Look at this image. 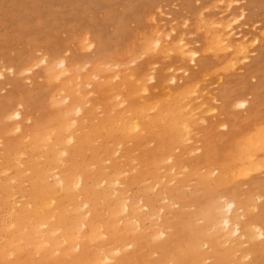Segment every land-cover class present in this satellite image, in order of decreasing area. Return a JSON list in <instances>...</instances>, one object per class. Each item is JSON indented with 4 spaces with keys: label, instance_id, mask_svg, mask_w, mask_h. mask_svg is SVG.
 I'll return each instance as SVG.
<instances>
[{
    "label": "bare ground",
    "instance_id": "bare-ground-1",
    "mask_svg": "<svg viewBox=\"0 0 264 264\" xmlns=\"http://www.w3.org/2000/svg\"><path fill=\"white\" fill-rule=\"evenodd\" d=\"M142 1H144V3H142V5H141L142 7H141L140 12H144L147 9H153V8L157 9V7L160 6L159 3L163 0H142ZM225 2H223V3H225ZM228 3H229V1H228ZM227 5L228 4L226 3V6ZM224 6H225V4H224ZM158 9H160V11H162L161 8H158ZM224 9H222V10L224 11ZM238 9L239 8H236V10H238ZM222 10H221V12H222ZM236 10H234V11L237 12ZM154 11H155L154 12V14H155L157 10H154ZM234 11H232V12H234ZM196 12H197V15H199L198 10H196ZM221 12H219V13H221ZM158 13H160L159 10H158ZM160 14L166 15L165 17H167V15H169V13H165L164 11ZM178 15H177V17H179ZM218 15L221 16V14H218ZM144 16H146V15H144ZM144 16H143V18H144ZM200 16H201V14L199 15V17ZM212 16L210 17L211 19L215 15L213 17ZM220 16H218V17H220ZM244 16H246L245 8L239 9V12L236 14L232 13L229 15V17L227 16L228 17L227 20L224 19L225 16H223L224 21L225 20L226 21L221 22V20H220L221 25L220 26L218 25V28L220 27V29L216 28L217 25H216V22H214L215 20L214 21L211 20V22L209 23L211 25H209V24L207 26L205 25V27L203 28L204 29L203 33H205V35L203 36L204 38L203 37L202 38L204 39L206 46L202 47L203 49L201 48L202 51L208 52L211 49L209 52H211V51H212L211 53L214 52L213 54L215 56L216 55L219 56L221 54H228L229 55V53H227L228 50H229L228 52H230V50L232 51V53H230V57L232 54L233 55L235 54V56H237L242 52L243 53L241 54V56L244 55V51H247L249 45L254 44L260 40V37H259L260 32H258V34H257L256 32L253 31L251 34H249L248 31H250V29H247L244 32L239 24L234 25L235 22L239 21L240 19H243ZM147 17H148V15L146 16L145 20L148 21L151 16L149 18H147ZM201 17H203V16H201ZM216 17H217V15H216ZM196 18H198V16ZM199 19L201 20V18H199ZM202 19L204 20V18H202ZM219 19L220 18H218V20ZM154 20H155V17L151 20L152 21L151 23L149 22V25L152 26V28L149 29L147 32L145 31V34H143V36L140 37L138 35L140 37L138 42L137 41L133 42V43L137 42L136 46L130 47V49L127 50L124 54V57L125 56H132L133 57V58L127 57L128 61H126L127 59L124 61L125 63L128 62L130 65L132 64V63H130L131 59L133 62L136 61L135 60V58L137 57V56H135L136 52L138 54H140V55H138V57L136 59L142 58V55H143V57H145L144 63H146L147 67L149 66V69H147L148 72H146L144 70L145 68H147L146 65H144L145 67L143 66V67L134 69V71L132 70L133 72H131V66H129L130 68L127 67V65H129V64H125L126 67L123 66L124 57L121 59L120 57L116 58V57H112V56H111L112 58H108V59L106 57H103L102 60H104V58L107 59L106 61H104V63L103 62L99 63L98 61H100V59L97 60L98 57L96 59L95 56H94L95 58H93V59L91 58L92 59L91 62H89L90 60L86 61V66H87V64H90L91 70L85 69V66H80V64L82 65V63H80L79 65L77 64L78 65V67H77L76 61H75V67H74L71 65L73 60L70 64H68L67 62H70L71 60L70 61L64 60L65 56H64L63 60L60 57H58L60 59L56 58L57 56H55V58H54V54H52V53L49 55H53L54 60L58 59L57 63H59V67L57 66L56 63L54 64L51 61V59L48 58L49 55H48V57H47V55H44V56H41L42 58H39L41 60V62L44 63L43 67H42V63L40 61H38L39 59L35 57L36 55L34 56L35 58L33 57V59H38V60L37 61L32 60L33 63L36 61L34 63L35 66H33V64H31V67H29V64H28V68H26V70L31 69L33 67H38L37 64L39 62L41 64L40 68H43V70H45L44 73L46 72V74L48 76L47 81H49V79H50V81H49V83H50L51 79H53L54 81L52 80L53 81L52 83H54L56 81L59 84V90H58L59 92L56 90H55L56 91L55 92L53 89V91L51 93L53 94L54 92L55 93L58 92L60 95V90H61L62 91L61 94L63 93V95L58 96V93H57L56 96H58L59 99L56 98L55 96H52V101H53V103L55 102V104H54L55 112L49 117V119L47 120L46 123H44V122L40 123L41 125H36V124L26 125L25 124L26 126H29V125L30 126L28 128H26L25 130H22L20 133H18V135L13 137L11 140H9L7 142L3 141V143L0 145V211L2 213V215L0 217V264H166V263L167 264L168 263H170V264H199L200 263L199 257L201 258L202 256L206 257L204 260H206L208 258L211 259L212 261L210 264H222L225 261L226 257H228L230 254H232L236 250L238 251V250L244 249V250H246V253H247L246 255L248 256V254H251L252 252H254L258 246L263 245V244H261V242L264 243V224H263V222H261L259 220H251L252 218H258V219L262 220V217H263L262 211L263 210H261V212L259 210L260 213L258 212L257 215H254L251 217H249L244 212L243 213L241 212L242 213L241 216L244 217V218H241L240 212L237 213V210L239 209L238 208V202L233 200L234 198L228 197L227 194L223 193L224 195L221 196V199L223 200L224 203L222 202L223 207L221 206L222 207V213L219 216L220 217L219 221L217 220L216 216L212 213L211 206L213 205V203L215 204V195H216L215 190H216L217 186L220 185V187H221V185L223 184V178L221 176H226L225 172H228V171L230 172L229 174L234 173V172H231L232 167H229V165H226L227 163L224 164L221 162L210 161L211 158L213 157V154H214L213 153V149H214L213 146H212L213 149L210 150L205 146L209 143L205 144L204 145L205 146V153H203V155H201V156L199 155L200 158L198 157L199 159H196L195 161L192 159V161H190L191 163L190 162H187V163L181 162L180 163L179 159L176 156L175 151H178L179 147L182 146L185 142L191 141L190 137H189V133H191V131H192L189 129H191L192 125H193V121L191 120V118H193V120H196L195 121L196 125L200 124V123H198L199 118L202 120L203 116L199 117V115H198L199 118L196 117L197 119H195V116L193 117V115H196L193 113L194 110L199 109L200 112L203 111L204 113H210L207 111L215 108V106H214L215 104L213 103L214 104L213 105L211 102L212 100L216 101L215 95L212 96V98H211L212 100L208 97L209 98L208 102L210 104H212L213 106H210V104L207 106L208 103L205 104L203 102L204 101L203 100L202 103L199 102V103L195 104V106H194V104H193V106H190V107L188 106L189 107V109H188L187 103H185L184 100H187L188 97H190L192 94L190 92L192 90V87H193L192 86L190 89V85H191L190 80L191 79L188 80L187 83L184 82V83H186L184 85L188 86V87L184 86L185 90H184V88H181V90H180V88H179L180 86H178L179 90H178L177 86H176L177 90L171 89L174 87L173 84H171V83L174 82L175 79H178V78L181 79L182 78V76H180L181 75L180 70L182 69V71H184L187 69L186 67H183L184 69L182 67L181 68L179 67L180 68V70H179L180 75H179V73H177V71H176V74H178L180 77L175 75V74L173 75L172 73H175L174 71L179 69V68H177L178 67L177 64H175V62H174V64L177 66V67L173 66L174 69L176 68L175 70L172 69L173 68L172 66L171 67L169 66L170 68L169 67H165V68L163 67L162 69L160 68L162 70L161 71L162 73H164L163 72L164 69H165L164 71H166V70L169 71V69L173 70L172 72H169V73H167L168 71L166 72L167 73L166 78L168 77V80L169 79L172 80L170 83V86L172 85L171 88H168V87L165 88L164 87V89L168 88L166 90V93L164 94L163 87L161 86L162 91H163L162 96L160 98H158L159 96H156V98L153 100H147V99L145 100L142 96L139 97L140 96V94H138V91L140 89L139 87L141 86V89H140L141 91L145 90L144 92H147L146 91L148 89L147 85L150 86L154 82L153 80L155 79V74L153 73V70L157 67L156 62H155L156 58H159V57L164 56V55H166V57L168 58V55L170 53H172V54H175L176 57L175 56L174 57L177 58V60L180 62V63L178 62V65L181 64V61H186L187 63L192 62L193 64H196V65L198 62L197 60H198V52L199 51L195 48V46H193V45L191 46L189 44V42H187V40L185 39V37L183 35H179L178 37H176L178 34V33H176V36L174 37V40H173V38H172L173 32L176 31V29L174 27L175 25L173 26V24H171L170 21H169L170 22L169 23L168 20H166L167 22H164V23H166V24L169 23L171 25H169L168 27H165V25L162 23L163 21L161 22V24H157L158 22H156ZM206 20H207V18H206ZM206 20L203 21V24H205L204 22ZM216 21H217V19H216ZM199 22L200 21H198V23H197L198 24L197 27L199 28V26H201V25L203 27V24L200 23L201 25H199ZM182 23H183V21H182ZM207 23H208V21H207ZM182 25H181V27L185 26V25L184 26H182ZM213 25H215L214 26L215 28L213 27ZM202 27H200V28H202ZM263 27H264V25H263ZM263 27H262V29H263ZM118 28H117V30H118ZM181 33H182V31L180 32V34ZM263 33L264 32H262V34ZM84 36H87V35H85V33H84ZM84 36L82 33V37H84ZM261 38H262V36H261ZM79 41H80V45H82L80 37L78 39V42ZM82 41H83V44L85 46L90 45V44L92 45V43H93V40L92 41L90 40L89 42L84 41V40H82ZM86 43H88V44H86ZM203 43L204 42H202V44ZM205 44H203V45H205ZM84 45H82L81 47L83 48ZM96 45L99 46V47H97V51H99V52L102 51V49H104L103 47L105 46L103 43H101V41H99L98 44L96 43ZM198 48H200V46ZM208 48H209V50H207ZM83 49H87V47L86 48L84 47ZM201 49H200V51H201ZM92 51L93 50H91L90 55L92 54ZM103 51L106 52V50H103ZM65 52H66V50H65ZM99 52L97 54H99ZM245 53L246 54L244 56H242L243 58L247 57V52H245ZM248 53H249V51H248ZM63 54L65 55V53H63ZM195 54L197 55V57L195 56ZM61 56H62V54H61ZM105 56H107V55H105ZM241 56L239 55L238 58L242 59ZM166 57H163V58L166 59ZM169 57H171V56H169ZM224 57H225V55L223 56V58ZM230 57H228V59H230ZM225 58H224V60H225ZM161 59H162V57H161ZM170 59H172V58H170ZM78 60H79V58H78ZM85 60H87V58ZM234 60H238V59H234ZM234 60L231 61L230 64H232V62H234ZM244 60H246V59H244ZM260 60H261L260 58H257V59H255L254 63L249 65L251 67V69L248 70V72H247V77L249 79L256 77L255 70L257 69V66L259 65ZM168 61H170V60L168 59ZM174 61H176V60H174ZM228 61L230 62V60H228ZM242 61L238 60L239 63H241ZM87 62H89V63H87ZM151 62H154L153 64H155V66L153 64H151ZM218 62H216V64ZM138 63H136V64H138ZM149 63L151 65H153L155 68L154 67H153V69L150 68L151 66ZM84 64L85 63H83V65ZM169 64L171 65L172 62L170 61ZM169 64H167V65H169ZM209 64H211V63H209ZM227 64H225V65H227ZM55 65H56L57 69L54 67ZM115 65L117 67H122V68L124 67V69L125 68L130 69V70L126 69L125 71H130L132 74L129 72V74L127 73L128 74L127 75L126 72H124V71H122V72L119 71L120 74H119V72L117 74V70H116V72H114L115 71L114 69L116 68ZM133 65H135V63ZM139 65H140V63H139ZM139 65H137V66H139ZM158 65H159V63H158ZM100 66L103 68L105 67L106 69H100L101 68ZM112 66H113V68H111ZM81 67H82L83 71H82ZM78 68H79V70H78ZM88 68H89V66H88ZM6 69H8V68H6ZM14 69H15V67H14ZM21 69L22 68L18 69V71L20 70L19 72L17 70L15 72L20 74ZM23 69L25 70L24 67H23ZM206 69H208V68L206 67ZM24 70H22L21 74L24 72ZM26 70H25V72H26ZM40 70L42 71V69H40ZM10 71L12 73L13 69H9V72ZM27 72H29V70ZM201 72H203V74L206 73L204 71V68H203V71H201ZM44 73L42 74V76L44 75ZM183 73L184 72H182V74ZM3 74H4V72L0 68V77L3 76ZM13 74H15V73H13ZM19 74L17 76H19ZM63 74L64 75L67 74V77L62 79ZM168 74L169 75L171 74L170 75L171 77H169ZM25 75H26V73H25ZM45 75L43 77L41 75H36L37 76L36 79H39V78L41 79V77L45 78ZM39 76H41V77H39ZM47 76L45 79H47ZM97 76H102L101 79H99V80H102V82L105 81L103 85H101L102 82H98L99 80H98ZM131 76H133V78L130 80ZM164 76H161V77H164ZM174 76L177 78H175ZM195 76H197V75H195ZM27 77H28V75H26L25 78L24 77L23 78L26 79ZM113 78L114 79L116 78V81L117 80L118 81L116 82ZM96 79H97V81H94ZM157 79H159V78H157ZM168 80L166 82L164 81V83L170 82ZM178 80H175V81H178ZM44 81H46V80H44ZM149 81H153V82L150 84ZM194 81H195L194 82L195 84L196 83L199 84L198 83L199 80L198 81L194 80ZM18 82H20V81L18 80ZM56 82H55V85L58 86V84H56ZM155 83H157L158 85H162L163 81L160 79V80H156ZM196 85H195V87H197ZM28 86H29V84H28ZM125 87L127 89H130L129 90L130 93L129 92L127 93L124 90ZM228 87H229L228 82H226L222 86V90H221L222 91L221 92L222 97L227 96V95H225V94H227V92H224L225 91L224 89H226ZM154 88L152 89V91L157 89V88H155V89ZM203 88H205V90H207L206 89L207 87H203ZM188 89H190L189 90L190 94H188V97H185L184 94H186L188 92L187 91ZM27 90H28V88H27ZM41 90H43V89H41ZM122 90H124L127 95L125 96V93H123L124 95L121 96V98H120V96H116V95H120ZM131 90H132V92L134 91L133 94H132ZM194 90H192V92H193V94L194 93L196 94L197 91L194 92ZM205 90H203V91H205ZM211 90H209V91H211ZM32 91H34V90L30 91L31 94H33V93L35 94L36 91H34V92H32ZM113 91H114V93H113ZM152 91L150 93L151 95L153 93ZM203 91H201V95H202ZM208 92H205V94L207 93V95L210 96L211 93L210 92L208 93ZM112 93L119 100H116V98L114 97V95ZM148 93H149V90H148ZM155 93L153 95H155ZM251 93H253V92L249 91V92L239 94L238 96L233 97L231 99L229 98L228 99V100H230L229 104H231V106H234L236 108V105H234L232 103V102H235L238 107H243V108L247 109V108H249L248 107L249 98L247 96H249L248 94H251ZM136 94L139 95L138 98H141V99H133L132 96H134ZM141 94L143 95L144 93L141 92ZM51 95H50V97H51ZM201 95H199L200 97L197 96L198 100H199V98H201ZM32 96H34V95L29 94L28 97L26 95L27 98H25V99H20V96H19L20 101H18L19 100L18 99L17 103H12V100H11L12 98L10 96L6 97V99H5L6 101L4 102V105L2 106V108L0 110V114H1V118H3V119L9 118V119L13 120V122H12L13 125L11 126V128H13L12 130H20V127H21L20 123L22 120H24L23 119V117H24V112H23L24 110L23 109H25V108L27 109V107L29 109V105L33 101ZM54 97H55V99H54ZM98 97L99 98L104 97L103 98L104 102H100V101L97 102ZM195 98H194V101L197 100V98L196 99ZM208 98H204V99L207 100ZM53 99L54 100L57 99V100L54 101ZM225 99H227V98H225ZM49 100L50 99H48V104H50L52 102L51 100H50L51 102ZM121 101L129 102V106L127 105L128 106L127 108H126V106L124 107L122 105L124 102L121 103V105H120ZM189 102H191V101H189ZM189 102H188V104H189ZM203 104L206 105L207 107L206 108L203 107L204 106ZM221 104H222V102L219 103V106ZM229 104L227 106H229ZM224 105H226V104H224ZM51 106H52V103H51ZM48 107H50V105ZM97 109H99V113H97ZM230 109H232V108H229V110ZM229 110H228V113H230ZM214 111H216V110H214ZM222 111H224V110H222ZM222 111H220V112H222ZM220 112H219V114H220ZM35 113H32V114H35ZM192 113H193V115H192ZM97 114L98 115L100 114V116L97 117L96 116ZM198 114H199V112H198ZM223 114H224V112H223ZM27 115H30V114H26V116ZM191 115H192V117H191ZM26 116H25V119L29 120V119H27ZM213 117H214V119L213 118H211V119H213L215 121V122L213 121L215 124L217 122L216 121L217 115L216 116L213 115ZM262 117H260V118H262ZM32 118H34V117H32ZM42 118H43V115H42ZM219 119L220 120L222 119L221 121H223L226 118L225 119L219 118ZM220 120H219V124L217 123L218 126L221 123L223 124V122H225V123L227 122V120H226V121H223L220 123ZM232 120H234V119L232 118ZM251 120H253V119H251ZM93 121L97 122L94 127L92 126ZM250 121H249L248 125L250 124ZM228 122H229V126H231L230 125L231 121H228ZM207 123L208 122H206V124ZM252 123H254V121ZM31 124H32V122H31ZM8 125L6 124V126H8ZM211 125H212V123H211ZM225 126H224V128H225ZM259 126L261 128V125H259ZM259 126L256 127V129L253 131V133L249 134L250 137H248L250 139V140H248L249 142L251 140H253L252 141L253 144L251 142V145H253V146L249 145V147H248L249 142L247 140H245V139H247L246 138L247 136L245 137V139L242 138V140H245V142H247L246 143L247 149L248 150L250 149V150L249 151L245 150V152H247V153L245 155L243 154V153H245V152H243V150L246 148L245 147L246 144L243 143L244 142L243 141L242 143L244 144L243 145L244 149L243 150H242V148L240 149V151H242V153L241 154L235 153V154H237V156L234 158V160H232L231 164H233L235 161L237 163L238 162L243 163L244 159L248 160L247 157H245V156H247L248 152H250L251 149H252L253 153L251 151L248 158L251 157L255 153L254 152L256 150L255 147L257 145L255 147H254V145L257 142L256 139L258 138V140L260 141L259 137L261 138L264 136V135L260 134L259 130H261L262 128L258 129ZM3 127H5V126H3ZM202 127L203 126L201 125V129H202ZM208 127H209V125L208 126L205 125L204 128L206 129ZM217 127L216 128L212 127V129H218L219 127L218 128ZM227 128H228V126H227ZM21 129H22V127H21ZM220 129H223V128L220 127ZM0 131H2V130H0ZM233 131L234 130H232V132ZM6 132L7 131H5V133ZM8 132H7V134H8ZM11 132H15V131H11ZM156 132L161 134V136H162L160 138L156 137V139L159 140L158 146L155 149H153V151H152V148L150 150V149H148V147L141 145V146H143V147H141V150H142V159H141L142 161H140L141 166L139 168H136V165H135V168L134 167H133L134 169L132 168L133 172L135 169H136L135 171H137L134 173V174H136V175H134V180H136L138 183L140 182L139 184L137 183V189L143 193L144 197H145L146 193L149 192L148 190L150 188H152V186L155 187L156 184L157 185L163 184L165 186V188H167L171 180L172 181L176 180V177H178L176 175L177 173L178 174L183 173L182 175H185L187 173L186 172V170H187L193 174H196V172H198V170H199L198 165H200V164H198V163L200 162V160H204V161L208 160V161H210V163H213L211 165L209 164V165H204V166H211V168L215 169L216 175L214 174L213 177H209V178L204 177V175H200L199 180H198L200 184L206 185L205 190L208 193L213 195V196H211V199L209 201L208 208L204 207L203 203H200V205L196 209L191 211L190 214L185 213V212H181V213L176 214V217H177L176 219L178 222H183L184 224H193V230L190 229V232H192V234L194 236V239H192V240L182 241V239L180 238V233H178V231L180 230V228L182 229L183 226L180 227L179 230H177L178 228L176 229V227H175L176 232L174 231V233L170 232V233L166 234L165 232H167V231L160 229L161 225H159L160 228H153L151 231H149V232L147 231L145 234L142 232L143 234L136 235V233H140L143 230L142 227H144L145 224L142 227L138 228V230H140V231H138V230H137L138 232L136 231L137 226L140 224V220H141L140 208L138 206L134 207L131 204L132 203L131 201H130L131 203L128 202L129 201L128 199H130L129 195H126V197H123V198L121 195L120 196L118 195V191H119L118 186L123 185L125 183L124 182L122 184V182H121V184H119L120 183V178H119L120 174L125 173V170L121 173L118 172L119 164L121 163L120 161L113 160L114 162H110V163H113V168H114V170H111V171H113L111 174H109V175H108V173L104 174L102 172V170L100 171L104 175L102 177L100 176L99 182L103 181L102 183L105 182V184H107L108 186L111 185L113 187V190L111 191V194L112 193L113 194L112 195L110 194V195L113 196V197H111V200H112V198L114 200H112L111 202H108V203L104 202L106 204V207H105L106 209L104 208L106 211H103V212H106V214H107V217L105 219H103L105 216H103L102 219L100 218V213L97 210L98 205L101 206L102 204L100 205V203H98V201H97V203H98L97 204L96 200H99V201L101 200V202L106 201V199H107L106 194H108V193H106V194L102 193V191H103L102 185H101L102 189H100L102 191L101 192L99 191V188H98L99 182L97 185H93L94 183H96L94 181L95 179L89 180L90 172H91V175L93 172L91 170H93L94 168H99V166L97 167V165L99 164L98 159H100L102 155L112 153L113 151L115 152V150H116L115 145H117L116 146L117 148H119L120 146H123L126 139H127V141H129L128 139H130L132 141H136L137 143H139L140 141L143 140L144 135L148 134V135L152 136ZM234 132L236 133V130ZM261 132H264V130ZM206 133H207V130H206ZM211 133L214 134L213 132H210V135H212ZM256 133H257V135L260 134L261 136H257ZM102 134L105 135L104 137H102V139L104 138L103 143L100 144V142H98V144L95 145L94 140L100 139L98 137H100ZM224 134H227V132ZM14 135H12V136H14ZM0 136H2V135H0ZM207 136H206V139H207ZM230 136L228 135V137H230ZM232 136L230 138H232ZM204 137H205V135H204ZM208 137H210V136H208ZM187 139H189L190 141H187ZM203 139H205V138H203ZM0 140H1V138H0ZM109 143L110 144L113 143L112 144L113 146H109L110 145ZM262 144L263 143H261V146H259V145L257 146V147H260L259 149L257 148V150H261V147L263 148L264 144L263 145ZM237 145H239V144H237ZM176 146L178 147L177 148L178 150L174 151L173 149ZM204 146L202 147L203 150H204ZM126 148H129V147H126ZM123 149H121V150H123ZM86 150L88 151V153L86 152ZM200 150H201V148H200ZM262 150H264V149H262ZM116 151L118 153L119 150L117 149ZM215 152H217V151H215ZM219 153H221V152H219ZM235 154H231V155H233V157H234ZM182 155H184V153ZM189 156H191V155H189ZM204 156H205V159H203ZM124 158H126V157H124ZM167 158L169 160H171L170 163L165 162V159L167 160ZM215 158L219 159V156L215 157ZM108 159H104V161L107 160V162H109ZM133 159L132 160L135 162V158H133ZM250 161H251V159H250ZM118 162H120V163H118ZM195 162H197V164L192 165L191 168L188 166V164L191 165L192 163H195ZM247 162H249V160ZM254 162H255V160L253 161V163ZM138 163L139 162L137 161L136 164H138ZM249 163H248V165H249ZM253 163H251V164L253 165ZM101 166L103 167V165H101ZM241 166H242V164H241ZM243 166H246V165L244 164ZM246 168L248 170H250V168H248L247 166H246ZM213 169H212V171H214ZM95 170L97 171L99 169H95ZM126 170H128V169H126ZM209 170H211V169H209ZM239 170L240 171L238 173H240L242 171L243 174H244V172L247 171L245 168H242ZM8 171H13V174H11L12 172L9 173ZM130 171L132 172L131 169H130ZM169 171L171 173H169V176H168ZM212 171H209V173L210 172L212 173ZM104 172H106V171H104ZM133 172H132V174H133ZM215 172H213V173H215ZM211 173H210V176L212 175ZM125 174H127V172ZM234 175H233V177H234ZM236 175H238V174H236ZM124 176L126 178V175H124ZM29 178L31 181L32 194H30L28 196V195H25V193H24L25 190L24 191L22 190L21 179L26 180ZM130 178H128V179H130ZM147 178L148 179L150 178V180L152 181V186L147 185V183H148V182L146 183ZM235 178H236V176H235ZM254 179H256V181H258L260 178H258V179L254 178ZM25 180L23 181V183L27 182ZM251 180L253 181V179H251ZM263 180H262V182H263ZM96 181H97V179H96ZM226 181H224V182H226ZM178 182L180 183V181H178ZM134 183H135V181H134ZM179 183L177 184V182H176L177 185L172 186V187H174L175 193H176L175 187H178ZM128 184H130V183H128ZM250 185H252V183H250ZM25 186H28V184ZM108 186H106V188ZM111 186L108 188H112ZM148 186H150V188ZM228 186H230V183ZM234 186L236 188V184ZM262 186H263L262 188H264V184ZM154 187L152 190H154ZM224 188H226V187H224ZM247 188L249 189L250 187H247ZM254 188L256 189V186ZM254 188L252 187L253 190H254ZM120 190H121V187H120ZM164 190L165 189H162L161 194L162 193L164 194ZM256 190H257L256 192H258V189H256ZM246 191H244V192H246ZM259 191H260V189H259ZM227 192H229V191H227ZM232 192H234V190H232ZM248 192H250V189ZM126 193H127V191H126ZM126 193H124V194H126ZM124 194H123V196H124ZM151 194H148V195H151ZM242 194L240 196H242ZM255 194L256 193H254V195H251V196L255 197ZM258 194H261V193L258 192L256 194V196ZM164 195H162V197ZM204 195H206V193ZM24 196H27L28 198L27 197L25 198ZM262 196L263 195L261 194V196H259V197L264 198ZM21 197H24L25 200L22 201ZM131 197H133V196H131ZM189 197H191V196H189ZM258 198H256V200ZM136 199L137 198H135V200ZM166 199L167 198L164 197V200H166ZM77 200H79L80 202H77ZM139 200L140 199L138 198L137 202ZM195 200H196V198H195ZM140 201H139V203H140ZM143 202H144V200H143ZM179 202L180 201H178V203ZM240 202H241V200H240ZM165 203H166V201H165ZM170 203H171V200H170ZM172 203H174V200ZM260 203L263 204V202H260ZM136 204H138V203H136ZM80 205H83L84 207H82V206L81 207L84 209L79 208ZM145 205L148 206L147 203ZM152 205H153V203H152ZM175 205L177 206V204H175ZM103 206H104V204H103ZM146 206H144V207H146ZM153 206H157V205L154 204ZM249 206H251V205H249ZM180 209L181 208H179V210ZM252 209H253V206H252ZM100 210H102V209L100 208L99 211ZM142 210L143 209H141V211ZM179 210L178 211L176 210V211L179 212ZM239 211H241V210H239ZM149 212H150L149 218H150V216L152 218L153 215L157 218L153 207H151V206L149 207ZM157 213L159 214V211ZM253 213L255 214V212H253ZM186 214L188 216H186ZM160 215L162 216V214H160ZM173 216L174 215H172V211H168V214L166 216V218L168 220H166L165 222L166 223L170 222L171 221L170 219H173ZM158 218H159V216H158ZM196 218L202 219L201 221L203 224H197L196 223L194 225L193 222H194V219H196ZM200 219H198V220H200ZM203 221L204 222L206 221V224L208 225V227L205 226L206 231L204 228L205 224ZM165 222H164V224H165ZM218 222L222 223V225H221L222 228H219ZM154 225H156V224H154ZM180 226H181V224H180ZM147 228H145V229H147ZM168 228H170L169 225H168ZM210 229H211V231L208 232V230H210ZM135 231H136V233H135ZM187 232L188 231H186V233ZM183 233H184V231H183ZM217 233H219L218 240L216 239ZM231 233L236 234V235L234 237H231L230 236ZM201 238H204L203 243H205L208 246V248H209L208 250H205V251L198 250V243H199L198 240ZM89 243H90V245L93 244L94 247L89 248L87 245ZM93 245H91V246H93ZM146 245L149 246V248H151L150 251H153L152 253H154V252L157 253V256L155 258L142 257V254H141L142 250H143L142 248H143V246H146ZM23 246H26V247L30 246L34 250L33 252H35L34 256H36L35 254L38 253L37 257L34 259L33 257L26 256L25 253H22L21 251H22ZM127 246H131L132 250H125ZM23 251H24V249H23ZM11 253H15L14 258L13 259H7V255L11 256L12 255ZM258 253H260V252L258 251ZM255 255H256V253L252 256H255ZM245 258H247V257H245ZM251 259H253V258H251ZM250 262H251V260H250Z\"/></svg>",
    "mask_w": 264,
    "mask_h": 264
},
{
    "label": "rangeland",
    "instance_id": "rangeland-1",
    "mask_svg": "<svg viewBox=\"0 0 264 264\" xmlns=\"http://www.w3.org/2000/svg\"><path fill=\"white\" fill-rule=\"evenodd\" d=\"M225 1L224 0H163V1H161L159 3L160 6L157 7V9L156 8L155 9L154 8L153 9H147L144 12H140L141 11V7H142L141 5H142V3H144V1H142V0H0V68L4 72L3 76L0 77V110H1L2 106L4 105V102L6 101L5 100L6 97L10 96L12 98L11 99L12 103H17V100L19 99V96H20V99L27 98L29 96V94L35 96V97L32 96L33 97V101L29 105V109L30 110L28 109V107H27V109L26 108L23 109L24 110L23 111L24 112V117H23L24 120H22L21 123H20V126L22 127V129L20 127V130H12L13 128H11V126L13 125V123H12L13 120L9 119V118L8 119H6V118L3 119V118H1V114H0V123H1L0 124V130H2V131H0V135H2V136H0V138H1L0 145L3 143V141L7 142V141L11 140L13 137L18 135V133H20L22 130H25L30 125H33V124L41 125L40 123H43V122L46 123L47 120L49 119V117L55 112V107H54L55 102L53 103L52 96H55L56 98H58V96L63 95V93L61 94V92H62L61 90H60V95L58 93L59 92L58 91L59 90L58 82L55 81L56 84H58V86H56L55 82L52 83L54 81L53 79H51L50 83H49L50 79H49V81H47L48 80V76H47L46 72L44 73L45 70H43V68H40L41 64L39 62L37 64L39 68L38 67H33V66H35L34 63L39 58H42L41 56L47 55V57H48V55L52 53V54H54V58H55V56H57L56 58L60 57V58H62V60H63V58L65 56L64 60H68V61L71 60L70 62H67L68 64H70L72 62V60H73V62L71 63L72 66L75 67V61H76L77 62L76 63L77 67H78V65L80 63H82V65L80 64V66H85V69L91 70L90 64H87V66H86V61L90 60L89 62H91V60L93 58H95V57H96V59L98 57L97 60L100 59V61H98L99 63H102V62L104 63V61H106L108 58H112V57H116V58L120 57L122 59L124 57L125 52L127 50H129L130 47L136 46L139 38L141 36H143V34H145V31L147 32L149 29L152 28V26L149 25V22L151 23L152 22L151 20L155 17L154 21L158 22L157 24H161V22L163 21L162 23L165 25V27H168L171 24H173V26L175 25L174 27H175L176 31L173 32V36H172L173 40H174V37L176 36V33H178L176 37H178L179 35H183L185 37V39L187 40V42H189V44L191 46L192 45L195 46V48L200 52V53L198 52V60H197L198 62H197V65H196V64H193L192 62H188L187 63L186 61H181V64L178 65L179 61L177 60V58H175L176 57L175 54H172V53H170V54L168 53L169 54L168 58L166 57V55L161 56L162 59H161V57H159L160 59L156 58L155 62H156L157 67L155 68L154 67L155 64H153L154 62H151V64H153L154 66L149 63L150 66H151L150 68H152V69H153V67L155 68L153 70V73L155 74V79L156 80H160L161 79L163 81V84L162 85H158L157 83H155V81H156L155 79L153 80L154 82L153 81H149L150 84L152 82L153 83L151 85L149 84L150 86L147 85V88H148L146 90L147 92H144L145 90L141 91L140 90L141 86H140L139 87L140 89L138 91V94H140V96L136 94V95L132 96V98L133 99H141V98H138V96L139 97L142 96L145 100L146 99L147 100H153V99L156 98V96H159L158 98H160L162 96V94H163V91H164V94H165L166 90L168 88H171V86H172V85L170 86V83H171L172 80H170V79L168 80V77L166 78L167 73L172 72L173 70H175L176 68L174 69V67H177V66H178L177 68L186 67L188 70L186 69V70L182 71V69L180 70V68H179V69L174 71L175 73H172L173 75L175 74V75L179 76L180 75L179 70H180L181 71V75L180 76H182V78L181 79L178 78L179 80L175 79V80H178V81L174 80V82L171 83L175 87V88L173 87L171 89L177 90L178 86H180L179 87L180 90H181V88H184V90H185V87L187 85H184V84H186L187 81L191 79L190 80V83H191L190 89L193 86L192 90H194L196 88L194 90V92H196V91L197 92H196V94L195 93L193 94V92L191 90L190 92L192 94H191L190 97H188V94H190V92H189L190 89H188L187 91L189 93L187 92L186 94H184L185 97H188L187 100H184L185 103H187V107L188 106L189 107L193 106V104L195 106V104H197L199 102L202 103L203 100H204L203 102L205 104L208 103L207 104V106H208L210 104L208 102L209 98L211 99L212 96L215 95L216 101H213L211 99L212 100L211 101L212 104L213 103L215 104V105L213 104L215 106V108L207 111V112H210V113H204L203 111H201L203 114L199 111V109L194 110L193 113L196 114V115H193V113H192V115H193V117L195 116V119H197L196 117H198V115H199V117L203 116L202 120L198 117L199 118L198 119V121H199L198 123H200V124L196 125V123H195L196 120H193V118H191L192 117V115H191L190 118L193 121L192 128L190 127L191 129H189V130H192L191 133H189V137H190L191 141L189 139H187V141H190V142H185L182 146L179 147V150L177 149L178 148L177 146L174 147L173 150L174 151L178 150V151H175V152H176V156L179 159L180 163L181 162L187 163V162L192 161V159L194 161L196 159H199L200 156L203 155V153H205V146L208 149H210V150L214 148L213 149V153L214 154H213V157L211 158L210 161L221 162V163H224V164L227 163L226 165H229V167H232L231 172H234V173L229 174L230 172L228 171V172H225L226 176H221L223 178V184L221 185V187H220V185L217 186V188L215 190V194H216L215 195V204L213 203V205L211 206L212 213L216 216L217 220L219 221V219H220L219 216L222 213V207H223L222 204L224 203L223 200L221 199V196L224 195V194H227L228 197H232V198H234L233 200L238 202V208L239 209L237 208L238 209L237 213L240 212V217L241 218H244V217L241 216V214L243 212L245 214H247L249 217H251V216L257 215L259 210H260V212H261V210H263L262 211V216H263L262 220L258 219V218H252L251 220H259V221L263 222V224H264V221H263L264 220V205H263L264 204V198L259 197V196H261V194L263 195L262 197H264V188H262L263 187L262 185L264 184V180H263L264 179V150H262V149H264V145H263L264 144V136L261 137L262 139L259 137L260 141L262 140L261 142L258 140V138L257 139L255 138L258 143L260 142L259 144L257 142L256 143L254 142L255 143L254 147L256 145L257 146L258 145L261 146V143H263L262 144L263 148L261 147V150H257V148L259 149L260 147L256 146L255 147L256 150L254 151L255 153L253 155L251 154L252 155L251 157L248 158V156L251 153L252 149H251L250 152H248L247 156H245V157H247V159L249 160L250 163L247 162L248 160L244 159L243 163H239V162L237 163L235 161L233 164H231L232 160H234V158L237 156V154H235V153H240V154L242 153V151H240V149L241 148H242V150L244 149V146H243L244 144L243 143L246 144L247 142H245V140H247V141L250 140L248 138V137H250L249 134L253 133V131L256 129V127L261 125L262 129L260 128V126H259L258 129H261V130H259V132H260L261 135H264V132H261V131L264 130L263 129L264 128V35H263L264 33L262 34V32H264V27H263V25H264V0H225ZM228 1H229L230 4L228 3ZM223 2H225V3H223ZM226 3L229 5V6L227 5L228 7L226 6ZM224 4H225V6H224ZM158 8H161L162 11H160V9H158ZM236 8H239V9L245 8L246 16H244L243 19H240L239 21L235 22L234 25L239 24L244 32L247 29H250V31H248L249 34H251L253 31L256 32L257 34H258V32H260L259 33L260 40L258 42H256V43H254V44L249 45L247 51H244V55L246 54L245 52H247V57L246 58L242 57L244 55L241 56V54L243 52L239 54L242 59H239L238 58L239 55L235 56V54L234 55L232 54L231 57H230V53H232L231 50H230V52H228L229 50L227 51V53H229V55L228 54H221V55H219L220 57L217 56V55L215 56L213 54L214 52L211 53L212 51L209 52L211 50V49L209 50V48L207 49V50H209L208 52L207 51L203 52L202 51V49H203L202 47L206 46L205 41L203 39L204 38L203 36L205 35V33H203V30H204L203 28L205 27V25L207 26L211 22V20H213V21L215 20L214 22H216V25H217L216 28L220 29V27L218 28V25L220 26L221 22H223L224 19L227 20V18L229 17L230 14H232V13L236 14V13L239 12V9L236 10ZM222 9H224V11ZM154 10H157L155 14H154V12H155ZM158 10H159L160 13H162L164 11L165 13H169V15H167V17H165L166 15H162V14L158 13ZM196 10H198V14L199 15L201 14V16H203V17H201V16L199 17V15H197ZM221 10H222L223 13L221 12ZM234 10H236L237 12H235ZM232 11H234V12H232ZM219 12H221V13H219ZM218 14H221V16L218 15ZM144 15H146V16L148 15L147 18H149L150 16L151 17L147 21V20H145L146 16H144ZM177 15L179 17H177ZM196 15L198 16V18H196L197 17ZM212 15L213 16L215 15L214 17L217 19V21ZM216 15H217V17L220 16V17H218V18H220L219 20L216 17ZM143 16H144V18H143ZM211 16L213 17L212 19L210 18ZM223 16H225L226 18L224 17V19H223ZM199 18H201V20ZM202 18H204V20H206V18H207V20L204 22L205 24H203L204 20ZM166 20H168V22L170 21L171 24H169L170 22L167 23L168 25L166 23H164V22H167ZM220 20H221V22H220ZM182 21H183V23H182ZM198 21H200L199 25L203 24V27H202V25L199 26V28L202 27L200 29L197 27L198 26V24H197ZM207 21H208V23H207ZM181 25L182 26L185 25V26L181 27ZM209 25H211V24H209ZM214 26L215 25H213V27ZM262 27H263V29H262ZM117 28H118L119 31L117 30ZM181 31H182V33L180 34ZM82 33H83V36H84V33L87 36L82 37ZM261 36H262L263 39L261 38ZM79 37H80L82 45H84L82 40L88 41V42L90 40L91 41L93 40L92 45L91 44L90 45H86V46L84 45V47L85 48L87 47V49H83L84 47L83 48L81 47L82 45H80V41L78 42ZM99 41H101V43H103L105 45L103 47L104 49H102V51H100V52L97 51V47H99V46L96 45V43L98 44ZM135 41H137V42L133 43ZM202 42H204L203 44H205V45H203ZM86 44H88V43H86ZM199 46H200V48H198ZM200 49H201V51H200ZM65 50H66V52H65ZM91 50H93L92 54H91L92 56L90 55ZM103 50H106V52L103 51ZM248 51H249V53H248ZM98 52H99V54H97ZM63 53H65V55ZM61 54H62V56H61ZM196 54H195V56L197 57ZM105 55H107V56H105ZM138 55H140V54H138L136 52L135 56L138 57ZM224 55L226 57V58L224 57L225 60L227 59L226 61L223 58ZM34 56L36 58H38V59H33ZM169 56H171V57H169ZM103 57H106L107 59L104 58V60H102ZM127 57L128 58L129 57L133 58L132 56H125L124 59H123V62L126 59H127L126 61H128ZM163 57H166V59L163 58ZM228 57H230V59H228ZM48 58L51 59V61L54 64L56 63L57 66L59 67V63H57V61L60 58H58L57 60H54L53 59V55H49ZM78 58H79V60H78ZM86 58H87V60H85ZM136 58H135L136 61H134V62L131 59V62H130V63H132L131 65L128 62H126V63L124 62L123 66L126 67L125 64H129V65H127V67L131 66V72H133L134 69H137V68H140V67H143L144 65H146V63H144V58L145 57H143V55H142V58H140V59L139 58L136 59ZM170 58H172V59H170ZM257 58H260L261 60L259 62V65L257 66V69L255 70L256 77L252 78V79H249L247 77V72H248V70L251 69V67L249 65L254 63L255 59H257ZM168 59L172 62L171 65L169 64L170 61H168ZM234 59H238L239 61L243 60V61L241 63H239L238 60H234ZM244 59H246V60H244ZM32 60H36V61L33 63ZM174 60H176V61H174ZM228 60H230V62ZM233 60H234L235 63L232 62V64H230L231 61H233ZM38 61L41 62L40 59ZM215 61L216 62L219 61V62L216 64ZM89 62H87V63H89ZM138 62L140 63V65H139ZM157 62L159 63V65H158ZM174 62H175V64H177V66L174 64ZM83 63H85V64L83 65ZM134 63H135L136 66L133 65ZM136 63H138V64H136ZM209 63H211V64H209ZM28 64H29V67H31V64H33V66H32L33 68L28 69L29 72H27L28 70H26V68H28ZM43 64L44 63H42V67H43ZM167 64H169V65H167ZM225 64H227V65H225ZM137 65H139V66H137ZM88 66H89V68H88ZM169 66L170 67L174 66L172 68L173 70L172 69L170 70ZM14 67H15V69H14ZM19 67L22 68L21 72H22V70H24L23 67L25 68L26 72H25V70H24V72L22 74H21V72H20V74L15 72L16 70L18 71V69H20ZM54 67L57 69L56 65ZM146 67H147V65H146ZM163 67L164 68L165 67H169L168 68L169 71L168 70L164 71L165 70L164 69L163 70L164 73H162L161 69ZM206 67L208 69H206ZM6 68H8V69H6ZM111 68H113V66ZM203 68H204V71L206 72V73L204 72L205 74H203V72H201V71H203ZM9 69H13V72L12 73H11V71L9 72ZM40 69H42V71ZM81 69H82V67H81ZM100 69H106V68L105 67L104 68L101 67ZM126 69L127 68L124 69V67L122 68V67H117L116 66V68L114 69L115 71L114 70L113 71L116 72V70H117V74H118L119 71L120 72L124 71V72H126V74L127 73L129 74L130 71H125ZM147 69H149V66L147 68H145L144 70L146 72H148ZM78 70H79V68H78ZM127 70H130V69H127ZM82 71H83V69H82ZM176 71H177V73H179V75L176 74ZM120 72H119V74H120ZM182 72H184V73L182 74ZM13 73H15V74L17 73V74L15 75ZM25 73H26V75H28V77L26 79H24L25 76H26ZM43 73H44V75L46 74L45 78L47 76V79L42 78L44 76V75L42 76ZM18 74H19V76H17ZM36 75H41L42 77L39 76V77H41V79L40 78L36 79L37 78ZM170 75H169V77H171ZM195 75H197V76H195ZM161 76H164V77H161ZM66 77H67V74H65V75L63 74L62 79L66 78ZM97 77H98V80H99V79H101L102 76H97ZM132 78H133V76H131L130 80ZM157 78H159V79H157ZM175 78H177V77H175ZM18 80L20 82H18ZM44 80H46V81H44ZM114 80L116 81V78ZM167 80L170 81V82L164 83V81L166 82ZM194 80H196V81L199 80L198 81L199 84L196 83L197 84L196 85L194 83L195 82ZM94 81H97V79L94 80ZM98 82H102V80H99ZM104 82L105 81H103L101 85H103ZM184 82H186V83H184ZM226 82L229 83V87L224 89L225 90L224 92H227V94H225L227 96L226 97H222L221 96L222 86ZM28 84H29V86H28ZM195 85L197 87H195ZM161 86L163 87V91H162V87ZM176 86H177V88H176ZM202 86L203 87H207L206 88L207 90H205V88H203ZM154 87L157 88V89L152 91V89ZM164 87L165 88L168 87V88L164 89ZM27 88H28V90H27ZM179 88H178V90H179ZM41 89H43V90H41ZM53 89H54V91L55 90L58 91L57 92L58 96H56V94H57V93H55L56 91L53 94L51 93L53 91ZM126 89L127 88L125 87L124 90L127 93L128 92L130 93V91H129L130 89H127V90ZM202 89L205 90V91H203ZM208 89L209 90L212 89V90L209 91ZM31 90L36 91L35 92L36 95L34 93L31 94V92H30ZM124 90H122L120 95H116V96H120V98H121V96L124 95L123 93H125ZM148 90H149V93H148ZM150 90L153 92L152 95L150 94L151 93ZM248 90L253 92L251 94H248L249 96H247L249 98V104H248L249 108L246 109V108H243V107H238L235 102H232V103L234 105H236V108L234 106H231V104H229L230 103V100H228L229 98L231 99L233 97L238 96L239 94H242V93H245V92H249ZM34 91H32V92H34ZM201 91H203L202 95H201ZM208 91L211 93L210 96L207 95V93L205 94V92H208ZM131 92H132V90H131ZM133 92H132V94H133ZM141 92H143L144 94L142 95ZM113 93H114V91H113ZM154 93H155V95H153ZM198 94L201 95V98H199V100H198V97H200V96ZM26 95H27V97H26ZM50 95H51V97H50ZM126 95L127 94L125 93V96ZM194 96L197 98V100H195V101H194V98H195ZM55 97H54V99H55ZM114 97H115V95H114ZM103 98L104 97H102V98L98 97L97 102H99V101L100 102H104ZM204 98H208V99L206 100ZM225 98H227V99H225ZM20 99L18 101H20ZM48 99H50L52 101L51 102L49 100L52 103L53 107L51 106L50 102H49L50 104H48ZM56 100H54V101H56ZM116 100H119V99L116 98ZM189 101H191V102H189ZM123 102L124 101H121L120 105ZM188 102H189V104H188ZM220 102H222V104L219 106ZM124 103L122 105L124 107L126 106V108H127L129 106V102L126 101ZM212 104H210V106H213ZM224 104H226V105H224ZM228 104H229V106H227ZM49 105H50L51 108L48 107ZM207 106L204 105L203 107L206 108ZM189 107H188V109H189ZM229 108H232V109L229 110ZM214 110H216V111H214ZM222 110H224V111H222ZM228 110H229L230 113H228ZM220 111H222V112H220ZM198 112H199V114H198ZM219 112H220V114H219ZM223 112H224L225 115L223 114ZM32 113H35V114H32ZM97 113H99V109H97ZM26 114H30V115L26 116ZM42 115H43V118H42ZM213 115L214 116L217 115V118H216L217 122L215 124H214L215 121L213 120L214 119ZM25 116L30 121L26 120ZM96 116L99 117L100 114L99 115L97 114ZM32 117H34V118H32ZM260 117H262L263 119L260 118ZM211 118H213V119H211ZM219 118H223V119L226 118L223 121H226V120H227V122L231 121L230 122L231 126H229V122L225 123V122L221 121L222 119L220 120ZM232 118L234 120H232ZM251 119H253V120H251ZM219 120H220V123L223 122V124L221 123L218 126ZM250 120L252 122L254 121V123H252ZM249 121H250V124L248 125ZM31 122H32V124H31ZM206 122L209 123V124L208 123L207 124L209 125L210 128L209 127L206 128V129L204 128L205 125L208 126L206 124ZM96 123H97L96 121H93L92 122V126L94 127ZM211 123H212V125H211ZM6 124L7 125L9 124V125L6 126ZM25 124L26 125L30 124V125L26 126ZM201 125L203 126L202 129H201ZM3 126H5V127H3ZM224 126H225V128H224ZM227 126H228V128H227ZM212 127H215V128L217 127L219 130L218 129H212ZM220 127L223 128V129H220ZM206 130H207V133H206ZM232 130H234V131L236 130V133L234 131L232 132ZM5 131H7V132L9 131L8 134H7V132L5 133ZM11 131H15V132H11ZM210 132H213L214 134L211 133L212 135H210ZM226 132H227V134H224ZM257 133H256V135H257ZM260 134H258L257 136H261ZM12 135H14V136H12ZM204 135H205V137H204ZM207 135L210 136V137H208ZM228 135L229 136L233 135V136H232V138H230L231 136L228 137ZM104 136L105 135L102 134L100 137H98L100 139L94 140L95 145L98 144V142H100V144H102L103 141H104V138L102 139V137H104ZM206 136H207V139H206ZM156 137L160 138L162 136H161V134L156 132L152 136H150L148 134L144 135V137H143L144 141L142 140L139 143H137L136 141H132L130 139H128L129 141H127V139H126V141H125L126 143L124 142L123 146H120L119 148H117L116 147L117 145H115V149L119 150L118 153L115 150V152L117 154L113 151L112 153H109V154H106V155H102L101 158L98 159L99 164L97 165V167L99 166V168H94L93 170H91L93 172H92V175H91V172H90L89 180L90 179H93V180L95 179L94 181L96 183H94L93 185H97L99 180H100V176L102 177L104 174H107V173L109 175V174H111L113 172V171H111V170H114L113 163H110V162H114L113 160L120 161L121 163L118 162V163H120L118 172L121 173V172H123L125 170V173L127 172V174H125V173L122 174L121 173L120 176H119V178H120V183L119 184H121V182H122V184L124 182L125 183L123 185H119L118 184L119 186L118 185L117 186L119 188L116 186L119 189L118 195L119 196L121 195L122 198L126 197V195H129L130 199L127 198L129 200L128 202L131 201L132 203L131 202L130 203L134 207L138 206L140 208L141 220H140V224L137 226L136 231L138 230V228L142 227L145 224L144 227H142L143 230L141 229L142 231L140 233H136V231H135L136 235L143 234V233L145 234L147 231L149 232L153 228H160L159 225H161L160 229H163L164 231L165 230L167 231V232H165L166 234L170 233V232L174 233V231L176 232L177 228H178L177 230H179V228L183 226L182 229L180 228V230L178 231V233H180V238L182 239V241L192 240V239H194V236H193L192 232H190V229L193 230V224H184L183 222H178L177 219H176L177 218L176 214L181 213V212H185V213H189L190 214V212L193 211L194 209H196L200 205V203H203L204 207L208 208L209 201L211 199V196H213V195L208 193L205 190L206 185L200 184L198 180H199V176L200 175H204V177H206V178L207 177L208 178L209 177H213L214 174L216 175L215 169L211 168V166H204V165H209V164L211 165L213 163H210V161H208V160H206V161L200 160V162L198 163V164H200V165H198V169L199 170H198V172H196V174H193V173H191L190 171H187V170H186L187 173L185 175H182L183 173H180V174L177 173L176 175L179 178L176 177V180H173V181L171 180L167 188H165V186L163 184H159V185L156 184L155 187H154V186H152V181L150 180V178L149 179L147 178L146 183L148 182L147 185L152 186V188H150V186H148L150 188L148 190L149 192H147L145 197H144L143 193L140 190L137 189V183L138 182L136 180H134V175H136L134 173L137 172V171H135L136 170L135 169L134 172H133V169L135 168V165H136V168H139L141 166L140 165L141 164L140 161H142L141 160L142 159L141 147H143L141 145H144L145 147H148V149H150V150L152 148V151H153V149H155L158 146V144H159V140H157ZM245 137L247 139H245ZM203 138H205V139H203ZM242 138H244L245 140H242ZM252 141L253 140H251L250 142L248 141L249 142L248 147H249V145H251ZM207 143H209V144H207ZM112 144H110L109 146H113ZM205 144H207V145H205ZM237 144H239L241 147L239 145H237ZM252 144H253V142H252ZM203 146H204V150L202 149ZM212 146H213V148H212ZM251 146H253V145H251ZM126 147H129V148H126ZM245 147L246 148L243 150V152H245V150H247V151L250 150V149L249 150L247 149V144L245 145ZM200 148H201V150H200ZM121 149H123V150H121ZM215 151H217V152H215ZM86 152L88 153L87 150H86ZM219 152H221V153H219ZM183 153H184V155H182ZM246 153L247 152H245L243 154L245 155ZM252 153H253V151H252ZM231 154H235L234 157ZM130 155L133 158H135V162L133 161L134 159ZM189 155H191V156H189ZM218 156H219V159L215 158V157H218ZM124 157H126V158H124ZM104 159H108L109 162H107V160L104 161ZM203 159H205V156L203 157ZM250 159H251V161H250ZM136 160L139 162L138 164H136L137 163ZM254 160H255V162L253 163ZM165 162L170 163L171 160H169L167 158V160L165 159ZM248 163H249V165H248ZM251 163H253V165L255 167ZM196 164H197V162L192 163L191 165L188 164V166L191 168L192 165H196ZM241 164H242V166H241ZM244 164L248 168H250V170H248L246 168V166H243ZM101 165H103V167ZM238 168L239 169L245 168L247 171L244 172V174L242 173V171L240 173H238L240 171ZM95 169H99V170L96 171ZM126 169H128V170H126ZM130 169L132 170L133 174L130 171ZM209 169H211V170H209ZM212 169L214 171H212ZM101 170H102V172L104 174L102 172H100ZM104 171H106V172H104ZM209 171H212V173L210 172L212 174L211 176H210ZM8 172L9 173L12 172L11 174H13V171H8ZM213 172H215V173H213ZM169 173H171V172L170 171L168 172V176H169ZM236 174H238V175H236ZM124 175H126V178H125ZM233 175H234V177H233ZM235 176H236V178H235ZM128 178H130V179H128ZM254 178H257V179L260 178L261 180L260 179L259 180L261 182L259 180L256 181V179H254ZM96 179H97V181H96ZM251 179H253L254 182ZM24 180L25 179H21V181H22L21 182V187H22L23 191L25 190L24 191L25 195L29 196L30 194H32L31 181H30V178H29V179L25 180L27 182L23 183ZM262 180H263V182H262ZM134 181H135V183H134ZM178 181H180V183ZM224 181H226V182H224ZM102 182L101 181L99 182V187L98 188H99L100 192L103 190L102 193H105V194L108 193V194H106V196H107L106 198L108 200L106 199V201H102V202H101V200L100 201L96 200V203L98 201V203H100V205L102 204L101 205L102 207L98 205L97 210L100 213V218L102 219L103 216H105L103 218V219H105L107 217V214H106V212H103V211H106L105 210L106 209L105 208L106 204L104 202L108 203V202H111L114 199L112 198V200H111V197H113V196H111L113 194V193L111 194V191L113 190V187L111 185L108 186L107 184H105V182L104 183H102ZM127 182L130 183V184H128ZM176 182H177V184L179 183V185H178V187H175V190H176V193H175L174 187H172V186H176L177 185ZM229 183H230V186H228ZM250 183H252V185H250ZM27 184H28V186H25ZM235 184H236V188L234 186ZM101 185L103 186V189H102ZM106 186H108V187L111 186L112 188H108V187L106 188ZM255 186H256V189H258V192L261 193V194H258L259 196L257 195L259 198L256 196V194L258 192H256L257 190L254 188ZM120 187H121V190H120ZM153 187H154V190H152ZM224 187H226V188H224ZM247 187H250L249 188L250 192H248L249 189ZM252 187L254 188V190L252 189ZM100 189H102V190H100ZM162 189H165L164 190V194L165 195L163 193L161 194ZM259 189H260V191H259ZM232 190H234V192H232ZM126 191H127V193H126ZM227 191H229V192H227ZM244 191H246V192H244ZM124 193H126V194H124ZM205 193H206V195H204ZM254 193H256L255 197L251 196V195H254ZM123 194H124V196H123ZM148 194H151V195H148ZM241 194H242V196H240ZM162 195H164V196L162 197ZM131 196H133V197H131ZM187 196L188 197L191 196V197L188 198ZM24 197L26 198L27 196H24ZM24 197H21L22 201L25 200ZM164 197L167 198V199L164 200ZM135 198H137V199L135 200ZM138 198L141 200V201L139 200L140 203H139V201L137 202ZM195 198H196V200H195ZM256 198H258V199L256 200ZM143 200H144V202H143ZM170 200H171V203H170ZM173 200H174V203H172ZM240 200H241V202H240ZM165 201H166V203H165ZM178 201H180V202L178 203ZM77 202H80V201L77 200ZM260 202H263V204L260 203ZM136 203H138V204H136ZM146 203L148 204L149 207L150 206L153 207L157 218L154 215L152 216V218H151V216L149 218L150 212H149V207L145 205ZM152 203H153V205L155 204L157 206H153ZM103 204H104V206H103ZM175 204H177V206ZM190 205L191 206L193 205V206L191 207ZM249 205H251V206H249ZM81 206L84 207L83 205H80L79 208H82ZM144 206H146V207H144ZM252 206H253V209H252ZM100 208L102 210L99 211ZM157 208L158 209L160 208L161 210L160 209L158 210ZM179 208H181V209L179 210ZM82 209H84V208H82ZM141 209H143V210L141 211ZM176 210L177 211L179 210V212H177ZM239 210H241V211H239ZM158 211H159V214L157 213ZM168 211H172V215H174L173 219H170L171 223L170 222H168V223L165 222L166 220H168L166 218V216L168 214ZM253 212H255V214ZM160 214H162V216ZM1 215H2V213L0 211V217H1ZM158 216H159V218H158ZM186 216H188V215L186 214ZM198 219H200V218L194 219V222H193L194 225L196 223L197 224H203L202 221H201L202 219H200V220H198ZM164 222H165V224H164ZM154 224H156V225H154ZM180 224H181V226H180ZM204 224H205L204 228H205V231H206V227H208V225L206 224V221L204 222ZM168 225H169V227L171 229L168 228ZM221 225H222V223L218 222L219 228H222ZM175 227H176V229H175ZM145 228H147V229H145ZM138 231H140V230H138ZM183 231H184V233H183ZM186 231H188V232L186 233ZM210 231H211V229L208 230V232H210ZM235 235L236 234H233V233L230 234L231 237H234ZM218 236H219V233L216 234V239L217 240H218ZM198 242H199L198 243V250L205 251V250L209 249L208 246L205 243H203L204 242V238L199 239ZM261 244H263V245L258 246L255 249V251L252 252L251 254H248V256L246 255L247 253H246V250H244V249H241V250H238V251L236 250L237 252L234 251L232 254H230L228 257H226L225 261L222 264H264V260H263L264 259V243L261 242ZM87 245H88L89 248H91V247L93 248L94 247V245L91 244V245H93V246H91L90 243L87 244ZM27 247L23 246L21 252L25 253L26 256L33 257L35 259L37 257L38 253H36L35 254L36 256H34V253H35V252H33L34 250L30 246L28 248ZM23 249H24V251H23ZM142 249H143L142 253H141L142 257L155 258L157 256V253H155V252L152 253L153 251H150L151 248H149V246H147V245L143 246ZM125 250H132V247L131 246H127ZM258 251L260 253H258ZM255 253H256V255L252 256ZM11 254H12L11 256L7 255V259H13L14 258L15 253H11ZM245 257H247V258H245ZM205 258L206 257H204V256H202L201 258L199 257V260H200L199 264H210L211 263V261H212L211 259L208 258V259L204 260ZM251 258H253V259H251ZM250 260H251V262H250ZM168 264H170V263H168Z\"/></svg>",
    "mask_w": 264,
    "mask_h": 264
}]
</instances>
